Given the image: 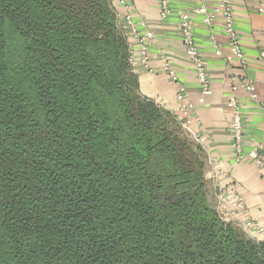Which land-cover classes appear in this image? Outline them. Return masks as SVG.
<instances>
[{
    "label": "trees",
    "instance_id": "1",
    "mask_svg": "<svg viewBox=\"0 0 264 264\" xmlns=\"http://www.w3.org/2000/svg\"><path fill=\"white\" fill-rule=\"evenodd\" d=\"M85 1L99 16L77 0H0V264H264L263 235L239 241L210 211L191 243L178 240L167 213L187 209L201 187L162 196L149 187L162 192L180 176L165 174L177 138L149 131L172 113L140 95L126 38L92 37L113 19L109 5L118 14L116 0ZM4 21L27 38L14 71ZM97 87L116 97L113 109L94 112Z\"/></svg>",
    "mask_w": 264,
    "mask_h": 264
},
{
    "label": "crops",
    "instance_id": "2",
    "mask_svg": "<svg viewBox=\"0 0 264 264\" xmlns=\"http://www.w3.org/2000/svg\"><path fill=\"white\" fill-rule=\"evenodd\" d=\"M231 1L235 29L249 63L248 70L243 74L252 82L258 100V103L254 102L250 95L241 89L235 93L241 107L244 127V155L252 150L257 151L263 161L262 167H256L247 158L235 162L231 117L226 102L233 95V72L238 76L243 74L225 59L228 54L227 37L221 21L214 25L213 35L200 20L194 21V40L212 88V93L205 98L204 103H198L199 85L192 67L184 57L178 18L181 11L197 7L199 0H171L172 12L166 20L159 17L155 0L128 1L132 6L133 21L143 22L153 36L149 47V69L137 61L133 72L138 79L140 95L153 102H160L168 110L177 107V85L185 89L188 101L194 104L193 120L188 130L197 137L207 153V177L212 171H222L225 174L223 184L241 194L251 216L264 228V121L259 106L264 104V60L260 59V54L264 51V14L257 12L256 0ZM115 5L117 7L116 1ZM117 18L122 25L118 14ZM164 59L178 76L177 85L173 84L163 71ZM262 237L264 238V235Z\"/></svg>",
    "mask_w": 264,
    "mask_h": 264
},
{
    "label": "built area",
    "instance_id": "3",
    "mask_svg": "<svg viewBox=\"0 0 264 264\" xmlns=\"http://www.w3.org/2000/svg\"><path fill=\"white\" fill-rule=\"evenodd\" d=\"M129 0H116L119 8L118 16L122 20V29L127 40L129 51V63L134 69L137 61L146 69H149V47L153 42L152 34L147 30L143 22L136 23L132 19V6ZM158 7L159 17L166 20L171 15V0H155ZM257 12L264 14V0H256ZM200 20L201 23L210 29L213 35V27L221 21L223 30L227 37L228 54L226 61L234 64L243 74L248 70L249 63L242 51L240 38L235 29V18L231 0H199V5L192 9L181 11L178 18V29L184 51V57L188 64L192 67L198 85L199 98L198 103H204L206 97L212 93L210 79L204 61L201 58L194 40V21ZM140 29V30H139ZM213 38V36H212ZM260 59L264 60V51L260 54ZM163 71L168 75L173 84H178V76L171 69L169 62L164 59L162 65ZM246 91L250 98L258 103L254 94L252 82L246 78L245 74L238 76L233 72L231 78V95L226 102V107L230 114L233 149L235 154V162L238 163L244 158L252 161L256 167H262L263 161L259 157L257 151L252 150L244 155V127L242 122L241 107L239 101L235 97V93L239 90ZM175 98L177 107L170 109L180 124L189 129L193 120L192 112L194 104L188 101L185 89L181 85H177ZM162 106L160 102H155ZM264 121V104L259 105ZM198 121V119H197ZM215 178L218 183L220 193V211L221 216L227 222H239L251 234L264 235V229L260 226L257 219L251 216L250 210L247 208L241 194L232 187L223 184L225 174L219 169L215 170Z\"/></svg>",
    "mask_w": 264,
    "mask_h": 264
},
{
    "label": "rangeland",
    "instance_id": "4",
    "mask_svg": "<svg viewBox=\"0 0 264 264\" xmlns=\"http://www.w3.org/2000/svg\"><path fill=\"white\" fill-rule=\"evenodd\" d=\"M93 2V0H92ZM79 3V8L86 15L88 14L87 8H85L84 4H87L89 7L94 9L91 10V17L95 18V16H99V10L96 7V3L94 4L87 3L85 0H77ZM98 4V3H97ZM99 7V6H98ZM108 11H110V15H113V19L107 15H104L103 19H101V29L103 32L100 34L95 30L92 33V37H99L103 42L112 39V36L121 35L122 38H125L124 31L119 21L117 20V14L115 15V11L111 5L108 6ZM100 11L102 12L101 7ZM85 18V17H84ZM4 43H5V51L6 55V64L8 65V69L14 71L17 68L19 63V48L20 44L26 40H23L22 33L19 32L15 27H13L8 21H4ZM97 35V36H95ZM114 39V38H113ZM97 44V43H93ZM97 47L100 48V45L97 44ZM18 61V62H17ZM18 77L19 83L24 84V80L21 79V76L16 74L11 75V77ZM109 78V76H108ZM23 89L28 92V87L23 86ZM95 100L93 101V110L94 112H99L104 109L103 103L107 102V106L109 109H113L115 106V96L112 95L109 89L99 88L95 89ZM30 101V100H29ZM154 104L158 105L154 102ZM31 105L32 102H31ZM159 106V105H158ZM161 107V106H160ZM163 107V106H162ZM161 120H157L153 124V127L149 130L152 133L159 134L161 130H165L168 133H171L175 139L172 143L176 146V158L174 159V165L169 169L170 171H165V174L174 175L180 172L179 178L173 180V183L170 187H164L162 192L159 188H156L154 183L149 182V187L152 189L154 195L162 196L167 192L173 190L174 187H179L178 191L182 192L180 194L186 193L188 188L194 187L195 185H200V195L194 196V200L184 204L188 205L187 209L179 210L176 207L177 211L173 212L169 208L167 215L173 218V222L176 224L175 231L177 232L178 240H186L190 239V243L194 239V235H192V230L198 228L199 223L202 222L207 215H209V211L214 213V215L218 218V220L223 225H229L235 232L239 241H248L250 243H256L258 239L256 236L251 235L246 228L239 222H227L221 216L220 211V193L218 188V183L215 178V173L210 172L209 177H207L209 162L207 158V153L203 146L199 143L197 137L191 132L184 128L180 122L176 119L175 115L166 114L164 112L159 115ZM155 117V116H154ZM127 123L125 124V130L120 137V142L116 145L118 150L123 154L126 150V146L128 144L126 131ZM160 135V134H159ZM161 138H154L153 142L157 143ZM156 162L162 161V156L157 154ZM153 162V161H152ZM155 164V163H154ZM185 170L192 172L193 178H187L184 176ZM183 190V191H181ZM168 195V194H167ZM167 209V210H168ZM195 234V231H194Z\"/></svg>",
    "mask_w": 264,
    "mask_h": 264
}]
</instances>
